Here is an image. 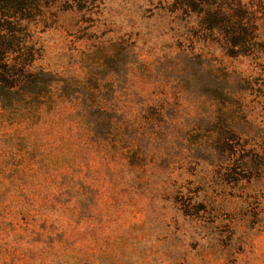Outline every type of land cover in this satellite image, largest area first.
Returning <instances> with one entry per match:
<instances>
[{"label":"rangeland","instance_id":"1","mask_svg":"<svg viewBox=\"0 0 264 264\" xmlns=\"http://www.w3.org/2000/svg\"><path fill=\"white\" fill-rule=\"evenodd\" d=\"M242 1L237 57L162 0L42 2L36 66L97 86L114 130L0 109V264H264V0Z\"/></svg>","mask_w":264,"mask_h":264},{"label":"trees","instance_id":"2","mask_svg":"<svg viewBox=\"0 0 264 264\" xmlns=\"http://www.w3.org/2000/svg\"><path fill=\"white\" fill-rule=\"evenodd\" d=\"M43 1L0 0V109L28 129L39 126L47 131L65 119L62 108L69 105L70 125L84 123L89 138L94 134L90 128L101 122L113 132V118L107 117L97 86L80 99L69 94L72 86L62 77L36 66L41 48L34 41L30 23L37 12L40 15ZM162 2L168 12L181 13L182 19L194 16L204 33L217 36L229 57L244 56L253 48L255 12L242 0ZM223 92L228 95L226 90ZM65 146L71 144L66 142Z\"/></svg>","mask_w":264,"mask_h":264}]
</instances>
